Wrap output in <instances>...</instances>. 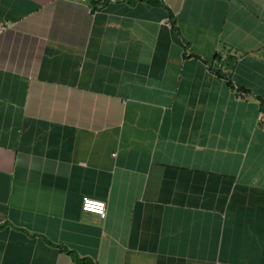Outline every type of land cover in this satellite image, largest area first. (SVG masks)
Masks as SVG:
<instances>
[{
  "label": "crops",
  "instance_id": "0c3cea01",
  "mask_svg": "<svg viewBox=\"0 0 264 264\" xmlns=\"http://www.w3.org/2000/svg\"><path fill=\"white\" fill-rule=\"evenodd\" d=\"M263 111L264 0H0V264H264Z\"/></svg>",
  "mask_w": 264,
  "mask_h": 264
},
{
  "label": "built area",
  "instance_id": "2783aa9c",
  "mask_svg": "<svg viewBox=\"0 0 264 264\" xmlns=\"http://www.w3.org/2000/svg\"><path fill=\"white\" fill-rule=\"evenodd\" d=\"M79 1H87V0H79ZM228 55H229L228 52H222L220 61H216V63H218L221 66L227 60ZM240 95L245 96V93L241 92ZM261 122L264 125V115L261 118ZM82 210L95 213L99 215L100 217H104L106 215V202L101 199H96V198L87 196V197H84L82 200Z\"/></svg>",
  "mask_w": 264,
  "mask_h": 264
},
{
  "label": "trees",
  "instance_id": "16d2710c",
  "mask_svg": "<svg viewBox=\"0 0 264 264\" xmlns=\"http://www.w3.org/2000/svg\"><path fill=\"white\" fill-rule=\"evenodd\" d=\"M146 1L152 2V3H156V4H159L160 3V0H146ZM221 56H222V53H218L217 56H216V61H220ZM229 61H231V57H229V55H228L227 60L221 66L222 67L223 66L226 67V69H231V64L228 63ZM221 66L217 63V67H219V69L217 70V73L220 74V75H222L224 78L229 79V83H231V78H230L229 72L226 73V72L222 71V67ZM74 257H75V255H74ZM85 262H87V261H85Z\"/></svg>",
  "mask_w": 264,
  "mask_h": 264
}]
</instances>
